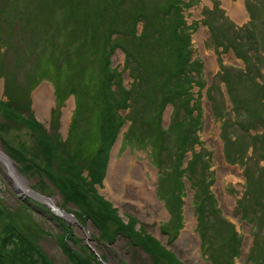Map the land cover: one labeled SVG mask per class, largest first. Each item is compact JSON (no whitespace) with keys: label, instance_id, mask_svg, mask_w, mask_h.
Instances as JSON below:
<instances>
[{"label":"trees","instance_id":"obj_1","mask_svg":"<svg viewBox=\"0 0 264 264\" xmlns=\"http://www.w3.org/2000/svg\"><path fill=\"white\" fill-rule=\"evenodd\" d=\"M34 1L39 3L36 13L17 6L13 7L16 12L12 11L11 7L15 3L5 7L3 5L6 3L2 0L0 22L5 25L4 37L19 34V31L33 33L32 16L33 21L41 24L35 14L49 11L53 14L56 8H61L63 18L70 19L72 23L66 24L65 21L55 31L57 34L65 31L66 41L71 40L62 44L54 43L52 35L40 51L25 55L22 52V57L14 54L13 61L7 59L10 52L8 44L2 45L0 76L3 78L6 99L0 101L4 120L0 131L25 128L31 138L28 145L19 142L13 144L2 133L3 150L17 162L20 173L26 180H32L31 187L40 193L48 195L57 192L64 205L69 203L76 208V212H73L76 220L81 224L89 221L106 241H113V235L118 233L130 239L129 245L137 246L146 253L151 264H182L148 234L135 232L129 228V223L124 224L111 204L94 187L104 175L109 149L119 128L124 120H128L127 139L130 142L136 140L141 145L146 140L160 179L163 176L167 180L165 184L159 185L161 189L158 188V194L169 213L168 222L165 223L167 227L163 231L171 237L179 229L186 181L193 190L192 206L198 222L201 252H208V255L210 252L216 253L217 246L214 244V235L200 226L208 224L206 226L211 228L215 227L217 221L221 222L229 227V231L225 237L219 230L215 233L220 236L219 250L226 254V264H234L239 235L232 223L220 216L215 204L209 207L214 200L208 199V166L200 162L199 151H191L197 140L194 132L198 123V115H193L191 88L194 83L197 84L200 65L197 59H191L190 25L186 24L182 10L194 0H167L165 3L156 0L151 7L141 3V8L137 7L136 0H95L93 6L91 3L89 7L84 0ZM159 2L162 4L159 5ZM79 5H82V11ZM83 10L92 11L94 16ZM41 19L43 31L44 28L48 30L50 22L46 28V19ZM138 22H141L142 27L136 33ZM9 28L15 31L11 32ZM240 29L237 28L238 32ZM55 31L53 29L50 32ZM250 37L254 41V36ZM39 41L37 38L33 43L36 45ZM117 47L126 57L124 69L130 68L127 62L129 59L133 63L129 69L132 77L129 87L122 84L120 71L110 66L109 57ZM253 51L252 55L246 50L238 54L246 63L251 64L253 58H257L254 46ZM12 62L14 64L10 68ZM28 67L30 72L26 70ZM261 72H257L258 80H251L238 71L237 83L246 78L248 81L243 80L252 88V92L264 94V70ZM23 75L25 81L23 85H18V79ZM41 80L48 81L52 86L55 110L67 96L74 97V114L64 138L56 131L55 113L50 117V130H46L29 111V90ZM227 92L234 113L232 122H236L245 132L246 127L252 125L250 128L254 129V133L246 134L260 140L259 153L263 156L264 115L258 110L262 108L264 111L263 101L259 102L260 98L253 97L254 105L250 100H245L246 105L253 106H242L240 114L238 108L244 103L237 100V87L234 88L228 82ZM166 105L171 107L170 122L167 128H163L160 121ZM124 110L127 113L121 115ZM82 111H86L83 117L88 121L86 128L89 126L86 137L76 127L78 114ZM171 130L174 132L172 138L168 134ZM187 151H191L190 157L183 164L182 158ZM198 161L201 165L196 171ZM26 202L22 201L21 204ZM41 208L59 229L57 237L69 264H102L85 244H78V238L64 220L52 215L43 206ZM4 210L0 204V219L5 214ZM6 217L8 220L0 226V264H54L32 239L24 235L25 230H20L12 216V219L8 215ZM108 223L115 224L114 231H107ZM102 237L92 239L99 243Z\"/></svg>","mask_w":264,"mask_h":264},{"label":"rangeland","instance_id":"obj_2","mask_svg":"<svg viewBox=\"0 0 264 264\" xmlns=\"http://www.w3.org/2000/svg\"><path fill=\"white\" fill-rule=\"evenodd\" d=\"M3 1L6 3L3 5L5 7H9L10 3H15L11 7L12 11L14 6L26 7L28 10H33L32 13L39 10V3L34 0ZM154 1L156 0H136L135 3L137 7L141 3L151 7L155 3ZM84 2L89 7L91 3L93 6L95 0H84ZM165 2L167 0H163V3ZM158 4L162 3L159 2ZM79 6L82 11V5ZM234 6L239 8L240 18L233 17L229 12V7L233 8ZM83 12L89 11L83 10ZM62 13L61 8H56L53 14L50 11L49 13L43 12L41 15L37 13L35 14L36 19L41 24H37L36 21H33V16L31 17V24L35 29L33 33L19 31V34H9L7 38L4 37L3 26L5 25L0 22V56L2 45L5 44L10 47L7 59L13 61L14 54L22 57V52L25 55L30 54L29 52L40 51L44 44H48L52 35L54 43L70 42L71 39L66 41L67 36L64 30L58 34L55 31L56 27L62 26L65 21L66 24L72 23L70 19L65 20ZM89 14L92 15V11ZM182 14L186 24L190 25L188 31L191 59H197L200 65L199 76L196 78L198 81L195 79L197 84L194 83L191 88L193 97L191 102L194 103L193 115H198V123L194 132L197 140L193 143L191 151H199L200 162H204L208 166L206 175L207 193L208 191L210 193L208 199L214 200V203L212 202L209 207L215 204L220 216L232 223L234 230L239 235L238 254L233 258V263L264 264V155L259 153L261 152L259 149L260 140L250 138L246 134L254 133V129L250 128L252 125L247 126L245 132L242 127L237 126L236 122H232L234 113L227 92L229 82L234 88L237 87V100L245 104V100L248 99L255 105L253 99L255 97L260 98L259 102L263 101L264 104V94L252 92V88L244 81H248L246 78L239 80L240 83H237L236 80L238 71L246 74L248 79L258 80L257 72L262 73V69L264 70V59H260L264 57V0H194L191 5L183 8ZM41 18L46 19V28L48 21L50 22L51 26L46 31L45 28L43 31ZM1 20L2 0H0ZM80 25L81 22L78 27ZM141 27V22H138L136 33H139ZM240 27L238 32L237 28ZM53 29L55 32L51 33L50 31ZM9 30L15 31L13 28H9ZM251 35L254 36V41L250 37ZM37 38L40 41L35 45L33 41ZM61 38L65 40L60 41ZM253 46L257 52V58H253L254 61L249 64L238 53L246 50L248 54L251 53L250 55H252L254 54ZM258 54L261 57L258 58ZM125 58L124 52L117 47L111 53L109 60L110 66L120 71L122 84L129 87L132 84L129 69L132 68L131 64L133 63L129 59L127 62L130 68L124 69ZM32 63L29 65H33ZM13 64L12 62L9 67H13ZM253 67H257L256 71ZM26 70L29 71V67ZM24 78H26L25 75L18 79V85H23ZM3 88V78L0 76V101L6 99ZM28 99L29 111L46 130H50V117L52 113H55L56 131L61 138H64L68 133L70 119L74 114V97L67 96L55 110L52 86L48 81L41 80L29 90ZM244 104L238 108L240 114L243 111L242 106L245 108L253 106ZM1 109L2 107H0V128L4 121ZM258 110L262 111L264 115L262 108ZM170 112V105H166L160 121L163 128L169 126ZM125 113H127L126 110L121 111V115ZM85 114L86 111L78 114L79 120H77L76 127L86 137L89 126L86 128L88 121L83 117ZM129 123L130 121L124 120L116 135L118 140L113 142L109 149L104 175L101 182L94 186L97 193L111 204L124 224L129 223L128 226L131 230L144 235L148 234L156 240L163 250L171 253L182 264H212V262L213 264H226L227 256L219 250L220 236L215 233L219 230V233L225 237L229 227L218 221L214 223L215 227L209 228L206 226L208 224L200 226L201 229L205 228L207 233L214 235L216 239L214 244L217 246V252H210L211 255H208V252H201L198 222L192 206L193 190L186 181H184L181 200L179 229L174 234L175 236L171 237H168L163 231L167 227L165 223L168 222L169 213L158 194V188L161 189L159 185L165 184L167 180L163 176L160 179V174H158L149 152V144L145 143L146 140L141 145L136 140L130 142L129 138L127 139ZM2 133L13 144L19 142L28 145L31 142L29 131L25 128H13L3 132L1 130L0 149L2 151H4ZM168 134L172 138L173 130L169 131ZM168 143L171 142L168 141ZM191 151L184 154L183 164L189 159ZM13 162L18 168L17 162L15 160ZM199 165L201 164L198 161L196 171H198ZM26 181L30 186L33 184L30 179ZM47 196L52 199L56 206L65 211L72 214L76 212V208L71 204L64 205L57 192ZM25 199L19 198L11 189L9 181L6 179L5 169L0 164V204L5 209V214L0 219V223H2L0 226H3L7 215L10 218L12 216L17 223L16 225L21 228L19 229L25 230L23 231L24 235L32 239V242L54 264H69L59 244L57 237L59 229L41 210L42 206H37L38 203L35 202H26ZM22 201L26 203L21 204ZM85 223L79 224L84 227V231L90 239H85L82 231L75 225L68 224V226H70L74 236L78 238V244H85L94 255L96 253L97 260L102 264H151L146 253L137 246L129 245L130 239L128 240L116 233L113 235V241L108 242L89 221ZM107 226H109L107 231H114L115 224L108 223ZM92 237L102 238H100L99 243H96Z\"/></svg>","mask_w":264,"mask_h":264},{"label":"water","instance_id":"obj_3","mask_svg":"<svg viewBox=\"0 0 264 264\" xmlns=\"http://www.w3.org/2000/svg\"><path fill=\"white\" fill-rule=\"evenodd\" d=\"M117 140L118 137L116 136L114 143ZM0 164L5 169L6 179L9 181V185L11 189L16 193V195L19 198L21 199L26 198L31 202H35L42 205L52 215L60 217L69 225H75L76 227H78L84 234L85 239H90L88 234L84 231V227L77 222L73 214L56 206L49 196L40 193L36 189L32 188L24 179L23 175L19 172L13 160L1 149H0Z\"/></svg>","mask_w":264,"mask_h":264},{"label":"bare ground","instance_id":"obj_4","mask_svg":"<svg viewBox=\"0 0 264 264\" xmlns=\"http://www.w3.org/2000/svg\"><path fill=\"white\" fill-rule=\"evenodd\" d=\"M230 10L229 12L233 17L240 18L241 17V12L237 6H234L233 8L229 7Z\"/></svg>","mask_w":264,"mask_h":264}]
</instances>
